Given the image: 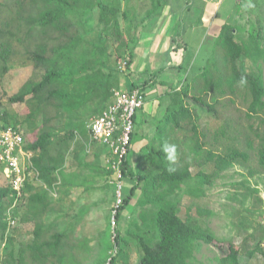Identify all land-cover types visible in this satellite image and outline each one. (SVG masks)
Returning <instances> with one entry per match:
<instances>
[{
    "label": "trees",
    "instance_id": "16d2710c",
    "mask_svg": "<svg viewBox=\"0 0 264 264\" xmlns=\"http://www.w3.org/2000/svg\"><path fill=\"white\" fill-rule=\"evenodd\" d=\"M96 9L101 10L103 20L106 17H112L113 20L110 24L104 22L101 36L111 35L118 43L121 42L124 36L120 16L124 13L119 0L111 4L108 0H17L14 4L0 0V80L9 71L15 45H22L26 57L34 64V73L20 91L9 98V103H26L29 106V114L19 123L29 133L38 132L37 121L43 117L39 134L33 140L25 136L24 145L25 150L34 155L33 167L37 175L33 182L26 185L23 197L25 203H21L23 200L19 201L12 210V215L19 220L18 214L24 206L28 212L22 219L36 221L34 241L20 249L11 247L3 264H29V261L32 264H55L54 258L67 243V234L60 231L44 239L51 226L46 227L42 219L51 211V194L57 188L86 187V181H76L75 176L73 179L69 178L66 172L67 155L72 150V145L77 144V134L83 139L88 138L87 124L111 104L112 91L122 89L119 87V75L107 71L104 68L106 60L98 58L103 48L87 42L81 36L83 19ZM236 31L239 32L237 26L223 25L214 43L213 51L216 56H222L224 64L218 61L215 70L208 76L207 69L210 66H207L196 77L194 86L170 93V104L156 126L157 143L147 144L141 149L147 155L138 160L135 168L131 167L130 155L136 141V131L132 135L123 172L125 178L133 181V185L114 217L115 224L120 222L123 212L140 192L136 202L137 216L128 229V233L132 232L131 241L138 249L140 264H191L199 247L213 245L218 238L211 228L204 227L202 221L190 213L186 217L181 216L182 195L205 196V187L212 188L216 180L235 164L246 167L251 160V151L254 150L253 139L246 136L244 141L240 140L242 133L237 129L232 130L228 124L215 130L212 140L205 133L199 132L197 114L190 107L188 98L215 111L223 97H235L243 92L248 104V120H257L260 125L255 128L251 124L250 131L261 141L258 151L261 169L250 172L252 175L264 174V77L261 73L247 72L243 56L249 49L246 48L245 51L243 44L237 41ZM247 32L252 42L258 45L257 51L261 53L257 61H264L260 49L262 28L258 21L251 22ZM83 45L91 46V49L82 50ZM130 66L131 60L128 68ZM158 77V74H152L149 81L133 88L146 93L149 86L157 83ZM200 78L203 82H199ZM191 90L194 92L192 96ZM208 97L212 99L213 105L207 101ZM93 104L95 108H92ZM51 108L56 112L55 118L67 117L62 133L56 132L49 125L52 118L46 115ZM1 120L4 121L2 130L9 126L18 128L8 115L2 116ZM137 123L138 114L135 116V125ZM261 127L262 132L259 131ZM189 129L192 130L191 135ZM181 132L185 133L184 140L176 137ZM165 144L177 146L175 162L167 159L163 151ZM83 153L85 154V148L80 141L75 149L76 158ZM229 153H235V162L228 158ZM84 165L88 169L92 167L90 163L85 162ZM209 165L213 167V174L204 170ZM0 166L3 171V166ZM193 167H197L196 173H193ZM101 169L109 183L112 171L106 167ZM250 193L257 194L259 191L252 190ZM15 197L16 193L9 184L5 189L0 188V231L5 238L6 248L8 243L9 246L14 245L7 221V204L11 207ZM28 213L31 214L30 218ZM262 228L264 232V226ZM114 240L116 254L109 258L102 256L95 264H117L118 258L129 261L126 253L129 240L117 227ZM241 254V248H231L218 262L243 264L239 260ZM244 254L249 259L259 254L264 264V246L261 242L252 250L245 249ZM67 260L65 258L61 264H65Z\"/></svg>",
    "mask_w": 264,
    "mask_h": 264
},
{
    "label": "rangeland",
    "instance_id": "374dc122",
    "mask_svg": "<svg viewBox=\"0 0 264 264\" xmlns=\"http://www.w3.org/2000/svg\"><path fill=\"white\" fill-rule=\"evenodd\" d=\"M2 1L14 4L17 0ZM108 1L110 4L115 2V0ZM119 1L124 13L123 16H120V21L123 25L124 34L129 39L133 35L130 32L131 30L133 32L132 28L141 26L144 21H148L146 18L147 13L154 10L157 2L160 3L158 9L166 7V10L171 13L168 21L172 20L174 15L178 18L187 16L188 19L186 21H191L194 24L193 27L195 29L191 33L184 34V31L188 32L189 28L187 25L183 26L178 32L179 36L177 39H180L181 43L185 41L186 46H188L186 49L188 60H186L184 67L180 69L176 80V83L180 81L178 83L180 89L194 86L196 77L202 74L207 66H210L207 69L208 76L211 71L215 70V65L218 61L224 64L222 56H216L213 50L214 43L225 24L238 27L239 32H235L237 35L236 39L243 44L245 51L246 48L247 50L249 49L248 53L243 56V64L247 72L252 74L261 73L264 77V61H257L258 56L261 54L257 51L258 45L252 42L247 32V29L251 27V22L256 23L258 21L262 28L263 37L260 42V49L263 52L262 55H264V0ZM239 5L242 6V9ZM159 12H162V10ZM112 21V17H106L103 20L101 10L96 9V11L83 19V27L80 28V32L87 42L96 44L101 49L103 48L98 58L101 59L103 57L106 60L104 68L107 71H113L118 74L119 87L125 88L121 84L124 81V76L130 72V68L127 69V72L121 73L118 66L121 60L131 58L132 48L123 43L124 39L118 43L114 36H101V32L105 27L104 22L110 24ZM146 27L148 28V26ZM128 29L130 30L129 32L127 31ZM166 31V27H163L161 33L151 34L152 39L150 40L153 44L152 46H154L151 53L157 52V46L166 44L168 41V36L165 34ZM81 49L90 50L91 46L83 45ZM24 52L25 49L22 45H15L14 53L9 63V71L0 80V133L4 124L1 117L8 115L13 122H16L18 128L24 132L26 138L33 140L41 131L43 117H40L37 121L38 132L36 134L29 133L25 126L19 125L29 114V106L26 103H9V98L17 94L34 73V64L26 57ZM249 55H251V58ZM143 58L145 59L141 63L144 66L148 65L149 62L147 63L145 55H143ZM138 63H136L134 68L132 67L134 76H140L141 74L145 78L154 72L155 67L152 64L148 65V67H141V63L139 66ZM140 69L148 73L141 72ZM199 82H203L202 78L199 79ZM190 94L191 96L194 94L193 90L190 91ZM160 95L165 96L164 99H160V101H163V107L159 108L158 113L154 116L140 117V121L135 127L136 141L132 146L130 155L132 168L136 167L140 158H144L147 155V152L141 149L147 144L157 143L156 126L164 115L165 106L169 105L171 101V97H168L167 94L161 92ZM187 100L190 102V107L194 113L197 114L196 122L199 126V132L208 135V139L212 140V133L228 124L232 130L237 129L242 133L240 140L244 141L246 136H250L255 143L254 150L251 151V160L246 167L235 164L233 168L224 172L216 180L212 188L205 187V196L192 197L188 194L182 195L181 216L186 217L190 213L192 216L199 218L202 221V225L211 228L218 238L213 245H202L199 247L195 260L191 264H219L218 260L225 256L231 248L234 250L241 248L243 250V254L239 256L241 263L263 264V259L259 254L253 259H249L244 254L245 249L252 250L259 242L264 246L262 228L264 226V174L252 175L250 172V170L261 169H259L258 163V151L261 141L250 131L251 124H254L255 128H259V121L248 120L246 116L248 104L245 102L243 92L235 97H223L221 102L216 105L215 111L202 107L192 101V99L188 98ZM207 101L213 105L211 98L208 97ZM92 108H95L94 104ZM55 116L56 112L53 108L47 111L46 117L52 118L49 125L56 132L62 133L67 117L57 119ZM189 131L191 135L192 130L189 129ZM259 131L262 132L263 127ZM184 135L185 133L181 132L176 137L183 139ZM80 141L84 144L85 154L83 153L81 157L76 158L75 149ZM75 142H77L76 146L72 145V150L67 155L66 172L71 179L75 176L74 180L76 181H86V187L57 188V191L51 194L53 200L51 211L42 219L46 227L51 226L50 231L46 232L44 239H48L51 234L57 231L67 234V243L58 252L57 257L54 258L55 264H61L65 258L68 259L65 264H95L102 256L109 258L115 255V227L129 240V245L126 249L129 261L125 262L123 258H118L117 264H140L138 249L135 243L131 241L133 238L132 232L128 233L129 227L134 223L137 216L136 202L140 192L134 196L130 205L123 212L120 222L114 225V186L108 183L107 176L102 175L103 170L101 169L103 167L108 169V150L100 144L92 143L89 133L87 139H83L80 134H77ZM243 147L245 148L246 146ZM227 156L231 161L235 162V153H229ZM85 162L90 163L92 167L88 169L84 165ZM204 170L208 174H213L212 165L204 167ZM192 171L196 173L197 167H193ZM31 178L33 181L34 176ZM122 185L123 195L127 196L133 181L124 178ZM7 186L8 182L0 168V188L5 189ZM252 190H258L259 193L251 194ZM21 203L24 204L25 201L23 200ZM8 207L9 205L7 204V209ZM147 210H149V207ZM27 212L26 207L23 206L20 214H18L19 220H17L15 227L12 226L10 228V233L14 238L13 246H9V243L7 248L4 246L5 238L2 237V231H0V264H3V260L11 247L20 249L34 241L36 221L22 219V216ZM29 215L31 214L28 213L30 218ZM29 264H32L31 261H29Z\"/></svg>",
    "mask_w": 264,
    "mask_h": 264
},
{
    "label": "built area",
    "instance_id": "2783aa9c",
    "mask_svg": "<svg viewBox=\"0 0 264 264\" xmlns=\"http://www.w3.org/2000/svg\"><path fill=\"white\" fill-rule=\"evenodd\" d=\"M130 59L119 62V71L127 72ZM111 104L98 116L88 123L90 140L94 144L104 146L108 152V169L112 171L109 184L114 186L115 214L124 203L122 180L124 177V162L129 154L132 135L135 131V116L144 108L147 95L136 88L114 89ZM25 134L19 128L9 126L0 133V164L3 166V175L16 197L13 205L8 208L7 221L9 227L15 226L17 219L12 210L19 201L23 200L26 185L31 177L37 173L32 165L33 154L24 148ZM113 215V224L115 225Z\"/></svg>",
    "mask_w": 264,
    "mask_h": 264
},
{
    "label": "crops",
    "instance_id": "0c3cea01",
    "mask_svg": "<svg viewBox=\"0 0 264 264\" xmlns=\"http://www.w3.org/2000/svg\"><path fill=\"white\" fill-rule=\"evenodd\" d=\"M159 6L160 3L157 2V4L154 6V10L152 11L154 13L151 14L152 12H148L146 16L148 21L146 22L144 21L141 26L135 28H132L130 26V28L133 29V32L132 30L131 31L129 29L127 30L128 32L130 31L133 34L130 39L127 38L126 35L124 34L123 25L122 22L120 21L121 31L124 36L123 37L124 40L122 39L123 43H126L127 46H130V48H132L131 49L132 53L130 54L131 57L130 72H128V75L126 74L124 76L125 78L121 85L122 87L125 88L122 89H131L134 86L141 85L149 81L152 74L153 75L158 74L159 76L157 83L153 84L152 86H149L146 91L147 101L144 108L138 113V121H140L139 120L140 117H144V116L148 117V116L156 115V113H158V109L159 108L161 109V107H163L162 105L163 101H160V99H164L165 96L160 95L161 92L167 94V96L170 97L171 92H173L174 90H180V87H178V83L180 81L176 83V80L180 69L184 67L186 60H188L186 55L187 54L186 49L188 46H186L185 41L182 42L183 43L182 44L181 41H179L180 39L179 40L177 39V37L179 36L178 32L185 25H187L189 29L188 32L184 31V34L185 33L189 34L195 29V27H193L194 24L191 21H186L188 19L187 16L178 18L176 15H174L172 20L168 21V18L170 17L171 13L166 10V7H163V9H158ZM160 10H162V12H159ZM146 26H148V28ZM163 27H166L167 29L165 34L168 36V41L166 42V44L164 43L163 46H157L156 47L157 52L151 53V50H153L154 48L150 40L152 39L151 34L152 35L155 33L158 34V32L161 33ZM168 44L169 46H167ZM143 55H145V57L147 58V63L149 62L148 65L152 64L155 67L154 72L151 73L149 76H146L145 78H143L141 74H140L141 77L137 75L135 76L133 75L134 74L133 68L135 67L136 63L139 62L138 63L139 66L141 61L145 59L143 58ZM140 65L141 67H148V65L144 66L143 63H141ZM140 70L141 72H147L144 70L142 71V69ZM167 107L168 105L165 106L164 115L167 111ZM87 129H88V124H87ZM32 165H33V158H32Z\"/></svg>",
    "mask_w": 264,
    "mask_h": 264
},
{
    "label": "clouds",
    "instance_id": "9594fccd",
    "mask_svg": "<svg viewBox=\"0 0 264 264\" xmlns=\"http://www.w3.org/2000/svg\"><path fill=\"white\" fill-rule=\"evenodd\" d=\"M163 151L166 153L169 161L175 162L177 158V146L175 144H165ZM172 170L173 169H170V171Z\"/></svg>",
    "mask_w": 264,
    "mask_h": 264
}]
</instances>
